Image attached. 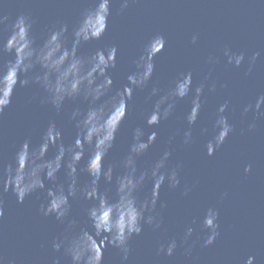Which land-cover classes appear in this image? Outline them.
<instances>
[{
	"label": "water",
	"instance_id": "95a60500",
	"mask_svg": "<svg viewBox=\"0 0 264 264\" xmlns=\"http://www.w3.org/2000/svg\"><path fill=\"white\" fill-rule=\"evenodd\" d=\"M98 3L99 0H0V15L9 17L8 25L0 26V42L6 39L10 24L21 13L33 18L32 35L37 44L43 42L50 29L60 24L68 26L70 36L82 13L95 9ZM109 8L106 32L99 40L81 45L79 54L89 56L97 49L117 48L116 67L109 70L114 81L112 94L127 83V74L134 70L133 60L156 35H162L166 43L164 50L154 58L153 84L166 89L178 74L191 71L195 87L211 70L218 87L216 93L206 94L204 98V108L194 128L196 143L185 147L181 136L176 135L170 146L171 165L182 162L183 170L180 187L169 189L165 185L160 190V203L165 205L163 208L158 205L163 217L161 228L154 231L145 225L140 235H134L129 240L131 251L127 260L123 259L120 249L107 245L101 264H245L249 256L255 257L254 264H264V118L257 120L256 129L249 132L247 125L254 114L241 115L246 104L255 103L257 96L264 94V0H137L123 11L120 0H110ZM100 22L95 21V27H99ZM193 34L198 35L196 44L191 43ZM13 41L21 44L24 33L21 31ZM226 46L234 52L245 53V62L240 68L226 64L223 57ZM156 47L158 42L153 44V50ZM254 52L261 54L251 73L245 76L248 60ZM209 55L219 56L220 62L214 67L207 64ZM12 59V54H0V71ZM14 79V74L9 73L5 86L0 89L3 98ZM225 83L227 88L220 87ZM148 90H134L129 114L105 157V167L118 164L127 154L136 127H142L146 134L157 132L156 142L138 160L141 169L169 147V137L178 130L182 133L187 127L183 120L188 106L185 101L179 102L175 115L169 120L154 127L147 126L145 117L151 111V103L145 102ZM44 96L36 84L16 85L10 105L0 113V161L11 163L17 148L26 140L31 146L38 145L50 122L61 130L65 145L73 141L76 127L71 113L77 108L85 111L88 103L79 98L66 100L58 111L44 101ZM225 99L230 100L226 114L234 131L213 156H208L204 148L208 137L200 135V129L210 127L216 109ZM120 116L119 109L114 111L108 127L119 121ZM54 153L55 149H50L49 157ZM86 160L87 156L78 169L81 185L91 179L82 170ZM249 164L251 171L245 174L244 167ZM120 171L117 168V174ZM59 180H64L63 170ZM196 181L199 182L192 192L187 197L181 196L183 185ZM46 185L51 187L48 182ZM151 190L149 181L137 193L138 198L144 199ZM100 191L113 198L114 181L109 184L101 179ZM0 193L4 212L0 218V257L4 258V264H71L63 248L60 251L52 248L53 239L66 234V223L41 213V205L47 202L46 190L33 193L22 203L10 190L3 192L0 188ZM223 193L227 195L221 198ZM93 203L83 198L71 201V217L79 222L77 231L82 228L92 231L86 209ZM209 206L219 211V236L214 244L203 247L207 230L199 227V221ZM117 211L121 223L125 216L131 219L135 215L130 205L126 208L117 205ZM190 225L195 231L185 244L184 231ZM171 238L177 241L173 256L157 255L159 245Z\"/></svg>",
	"mask_w": 264,
	"mask_h": 264
},
{
	"label": "clouds",
	"instance_id": "9594fccd",
	"mask_svg": "<svg viewBox=\"0 0 264 264\" xmlns=\"http://www.w3.org/2000/svg\"><path fill=\"white\" fill-rule=\"evenodd\" d=\"M137 0H120L121 11L128 8ZM110 0H99L95 9H86L82 13L79 23L72 29L69 36L68 26L60 24L50 29L43 42L36 43L32 35L33 18L24 13L19 14L8 28L6 39L0 42V54L9 53L13 59L7 67L0 71V89L5 86L9 73L15 76L11 89L6 98L0 91V113L11 103L12 93L16 85L28 86L30 83L38 85L44 92V101L60 110L66 100L82 99L88 103L85 111L79 108L73 110L71 119L75 122L76 135L70 144L65 145L62 132L54 122H50L44 130L40 143L31 146L24 141L16 150L11 163L0 161V188L3 192L12 191L18 202L38 191H45L47 202L41 205L40 211L44 216H54L61 223H66V234L54 238L52 248L60 251L63 248L66 256L70 257L71 264H101L103 249L111 245L120 249L123 259L127 260L131 251L129 240L134 235H140L145 225L154 231L159 230L163 224V217L158 210L165 205L160 203V190L167 185L169 189L181 186V172L183 163L177 162L174 166L170 160L172 151L170 146L176 138L181 136L183 146L190 148L196 143L194 128L200 120L204 108L206 94L217 92V82L212 79L211 70L194 87L191 71L182 72L170 83L166 89L153 84L156 71L154 58L164 50L165 38L162 35L152 37L144 46L139 57L133 60L134 70L127 74V83L122 89L113 93L114 81L110 69L116 67L117 48L97 49L89 56L79 54L81 45L92 40H99L108 28L110 15ZM103 6V7H102ZM100 20L99 27L94 22ZM9 17L0 15V26L8 25ZM91 25V26H89ZM24 33V41L16 44L14 37L20 32ZM198 35L193 34L191 43L196 44ZM158 47L153 50V44ZM260 52H254L248 60V69L244 75L252 71ZM226 64L240 68L245 62L244 52H234L231 48L223 49ZM220 62L219 56L209 55L206 63L213 67ZM21 76L24 78L21 79ZM152 85L150 88L149 86ZM227 84L220 87L227 88ZM136 89H149L145 97L146 103H151V111L146 115L147 126L154 127L162 121L172 118L179 102H187V110L183 120L187 127L182 133L169 137L166 147L160 156L147 167L141 169L138 160L148 152L157 140V132L145 133L142 127L132 131V141L127 154L118 164L105 167V157L112 150L117 132L129 114V102ZM107 97V99H105ZM230 100L225 99L216 109L210 127L200 129V135L208 137L204 148L208 156H213L224 144L225 140L234 131L229 116ZM117 109L121 116L111 127L108 121ZM249 112L254 114L247 125V130L253 132L257 127V120L264 118V94L257 96L255 103H248L243 107L242 116ZM211 129V131H210ZM50 149H55L53 156L49 157ZM87 156L82 169L91 178L81 185L78 177L80 162ZM117 168L121 171L117 174ZM63 170L64 180H59ZM251 171V165L244 167V173ZM115 175V179H114ZM115 184V195L109 198L100 191V181ZM151 182L150 195L139 199L137 193L147 182ZM46 182L51 185L48 187ZM199 181L192 185H183L181 196L187 197ZM223 193L221 198L226 196ZM83 198L94 203L86 209V215L92 231L80 229L77 231L78 221L71 217V201ZM117 205L125 208L131 206L135 215L129 219L125 216L121 223V216ZM107 209H111L108 212ZM4 215L3 199L0 193V218ZM219 211L209 206L205 209L199 227L207 230L203 247L215 243L219 236ZM197 221H193L196 224ZM195 229L190 225L184 231V243L187 244L193 236ZM99 238V239H98ZM177 248L175 238L161 243L157 248V255L173 256ZM190 252V249H186ZM255 257L249 256L245 264H254ZM0 264L4 258L0 257ZM58 264V262H57Z\"/></svg>",
	"mask_w": 264,
	"mask_h": 264
}]
</instances>
